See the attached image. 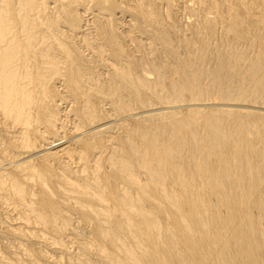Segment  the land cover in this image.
Here are the masks:
<instances>
[{
    "label": "bare ground",
    "instance_id": "obj_1",
    "mask_svg": "<svg viewBox=\"0 0 264 264\" xmlns=\"http://www.w3.org/2000/svg\"><path fill=\"white\" fill-rule=\"evenodd\" d=\"M0 264H264V0H0Z\"/></svg>",
    "mask_w": 264,
    "mask_h": 264
},
{
    "label": "rangeland",
    "instance_id": "obj_2",
    "mask_svg": "<svg viewBox=\"0 0 264 264\" xmlns=\"http://www.w3.org/2000/svg\"><path fill=\"white\" fill-rule=\"evenodd\" d=\"M70 246H71V244H69ZM74 247V248H73ZM73 248V249H72ZM71 250H73L74 252L76 251V250H74L75 249V245L73 244L72 246H71V248H70Z\"/></svg>",
    "mask_w": 264,
    "mask_h": 264
}]
</instances>
